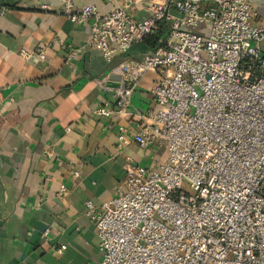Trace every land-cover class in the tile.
<instances>
[{
    "label": "built area",
    "instance_id": "built-area-1",
    "mask_svg": "<svg viewBox=\"0 0 264 264\" xmlns=\"http://www.w3.org/2000/svg\"><path fill=\"white\" fill-rule=\"evenodd\" d=\"M55 1L71 23L88 25L87 46L107 63L150 38L158 23L167 25L149 56L116 68L114 107L95 110L138 123L132 136L119 127L120 152L160 140L166 154L155 167L126 156L124 190L99 206L84 203L98 264H264V29L252 23V0L153 3L145 20L122 8L101 14L92 5ZM44 52L36 55L44 59ZM77 52L70 49L68 59ZM147 73L161 78L146 117L131 101Z\"/></svg>",
    "mask_w": 264,
    "mask_h": 264
},
{
    "label": "crops",
    "instance_id": "crops-1",
    "mask_svg": "<svg viewBox=\"0 0 264 264\" xmlns=\"http://www.w3.org/2000/svg\"><path fill=\"white\" fill-rule=\"evenodd\" d=\"M172 1L74 4L92 5L101 14L122 8L145 20L150 5ZM252 6V23L264 29V0H252ZM162 25L148 43L134 44L107 63L87 46L88 25L71 23L57 1L0 0V264L100 262L94 222L84 203L99 206L124 190L126 156L155 167L166 154L160 140L146 149L131 143L120 152L119 127L132 136L138 123L130 117H101L95 110L114 107L111 89L120 83L116 68L149 56L166 33L167 25ZM40 47L44 59L36 55ZM69 47L78 50L72 60ZM21 51L35 55L25 60ZM160 78L147 73L139 80L132 109L146 117L155 109L151 90ZM60 185L66 187L63 194Z\"/></svg>",
    "mask_w": 264,
    "mask_h": 264
},
{
    "label": "trees",
    "instance_id": "trees-1",
    "mask_svg": "<svg viewBox=\"0 0 264 264\" xmlns=\"http://www.w3.org/2000/svg\"><path fill=\"white\" fill-rule=\"evenodd\" d=\"M160 23H161V22H160ZM160 23H158L157 26H156V29H158V30H160V27H159L158 25H161V27H164V25H162V24H164V22H162V24H160ZM149 41H150V38L146 39L144 42H145V43H148ZM144 42H143V43H144Z\"/></svg>",
    "mask_w": 264,
    "mask_h": 264
},
{
    "label": "rangeland",
    "instance_id": "rangeland-1",
    "mask_svg": "<svg viewBox=\"0 0 264 264\" xmlns=\"http://www.w3.org/2000/svg\"><path fill=\"white\" fill-rule=\"evenodd\" d=\"M260 49H261L262 55H264V41L261 43Z\"/></svg>",
    "mask_w": 264,
    "mask_h": 264
}]
</instances>
